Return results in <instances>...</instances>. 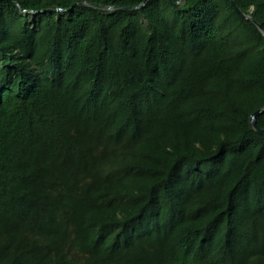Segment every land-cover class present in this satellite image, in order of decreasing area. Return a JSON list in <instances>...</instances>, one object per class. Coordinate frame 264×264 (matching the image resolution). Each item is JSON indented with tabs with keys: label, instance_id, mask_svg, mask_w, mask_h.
<instances>
[{
	"label": "trees",
	"instance_id": "trees-1",
	"mask_svg": "<svg viewBox=\"0 0 264 264\" xmlns=\"http://www.w3.org/2000/svg\"><path fill=\"white\" fill-rule=\"evenodd\" d=\"M182 1L0 0V264H264V36Z\"/></svg>",
	"mask_w": 264,
	"mask_h": 264
},
{
	"label": "water",
	"instance_id": "water-1",
	"mask_svg": "<svg viewBox=\"0 0 264 264\" xmlns=\"http://www.w3.org/2000/svg\"><path fill=\"white\" fill-rule=\"evenodd\" d=\"M147 1L148 0H145V3L143 4V5H141L140 7H142V6H145V4L147 3ZM184 1V0H183ZM183 1L181 2V3H177V4H174L176 7L177 6H180L182 3H183ZM231 3H232V5L236 8V10L244 17V18H246V19H248V20H250V21H252V22H254L255 23V25L258 27V29L260 30V32L263 34V36H264V29H263V27H262V25H260L257 21H255L254 20V18H252L251 16H248V15H246V14H244L242 11H241V9L238 7V5H237V3L235 2V0H231ZM77 5H80V3H77V4H75L74 6H77ZM140 7H135V9H138V8H140ZM110 9H112V8H109L108 10H110ZM254 9V8H253ZM56 11H61V9H57ZM262 113H264V108H262V109H260V110H258L256 113H254L253 115H252V117H251V126L253 127V129H255L257 132H260V133H264V129H261V128H259L258 127V124H257V116L259 115V114H262Z\"/></svg>",
	"mask_w": 264,
	"mask_h": 264
}]
</instances>
